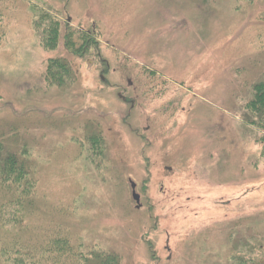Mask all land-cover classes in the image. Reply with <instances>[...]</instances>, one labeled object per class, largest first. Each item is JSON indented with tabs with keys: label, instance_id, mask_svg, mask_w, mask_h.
<instances>
[{
	"label": "rangeland",
	"instance_id": "374dc122",
	"mask_svg": "<svg viewBox=\"0 0 264 264\" xmlns=\"http://www.w3.org/2000/svg\"><path fill=\"white\" fill-rule=\"evenodd\" d=\"M263 77L264 0H0V136L18 132L6 150L27 145L41 193L35 233L0 232V264L17 240L35 264H264L245 116ZM56 230L66 263L38 252Z\"/></svg>",
	"mask_w": 264,
	"mask_h": 264
},
{
	"label": "trees",
	"instance_id": "16d2710c",
	"mask_svg": "<svg viewBox=\"0 0 264 264\" xmlns=\"http://www.w3.org/2000/svg\"><path fill=\"white\" fill-rule=\"evenodd\" d=\"M46 77L53 85L63 87L70 80L67 62L51 61L47 67ZM252 93V99L245 105V116L247 122L259 130L264 144V77L252 87ZM11 133L0 136V232L7 231L6 228L10 226L16 233H35L39 226L36 218L41 198L37 169L34 167L32 154L28 151L27 145H21L18 151L6 150L5 142L18 136L16 131H13V135ZM96 139L92 138L90 141ZM21 246L22 241L17 240L8 259L15 260L11 264H35L34 248L29 247L23 253ZM38 252L42 258L50 257L54 262L58 260L59 263L61 261L66 263L71 260V242L56 230L49 238L41 239ZM104 257L105 254H95V259H90L87 263L116 264L115 258L111 255H108V260Z\"/></svg>",
	"mask_w": 264,
	"mask_h": 264
},
{
	"label": "water",
	"instance_id": "95a60500",
	"mask_svg": "<svg viewBox=\"0 0 264 264\" xmlns=\"http://www.w3.org/2000/svg\"><path fill=\"white\" fill-rule=\"evenodd\" d=\"M132 187L134 189V191H133V198L139 204V202H140V196L135 191L136 185L135 184H132Z\"/></svg>",
	"mask_w": 264,
	"mask_h": 264
},
{
	"label": "flooded vegetation",
	"instance_id": "af4514ba",
	"mask_svg": "<svg viewBox=\"0 0 264 264\" xmlns=\"http://www.w3.org/2000/svg\"><path fill=\"white\" fill-rule=\"evenodd\" d=\"M139 205H140V202H139Z\"/></svg>",
	"mask_w": 264,
	"mask_h": 264
}]
</instances>
